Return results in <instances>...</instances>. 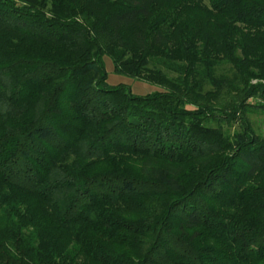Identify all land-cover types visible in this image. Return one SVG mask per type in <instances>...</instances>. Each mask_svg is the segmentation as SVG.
<instances>
[{"label": "trees", "instance_id": "obj_1", "mask_svg": "<svg viewBox=\"0 0 264 264\" xmlns=\"http://www.w3.org/2000/svg\"><path fill=\"white\" fill-rule=\"evenodd\" d=\"M249 113L264 0H0V264H264Z\"/></svg>", "mask_w": 264, "mask_h": 264}, {"label": "rangeland", "instance_id": "obj_2", "mask_svg": "<svg viewBox=\"0 0 264 264\" xmlns=\"http://www.w3.org/2000/svg\"><path fill=\"white\" fill-rule=\"evenodd\" d=\"M104 65L107 72V81L110 86L119 84L126 85L135 95H147L159 89V87L154 84L117 73L113 61L109 56H104ZM249 117L254 122L256 130L264 134V114L249 113Z\"/></svg>", "mask_w": 264, "mask_h": 264}]
</instances>
